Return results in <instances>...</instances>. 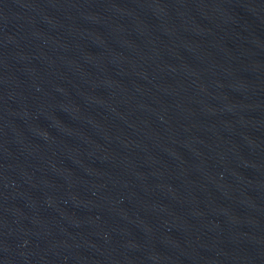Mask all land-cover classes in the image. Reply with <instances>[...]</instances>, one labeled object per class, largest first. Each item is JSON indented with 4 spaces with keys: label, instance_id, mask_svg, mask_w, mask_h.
<instances>
[{
    "label": "water",
    "instance_id": "obj_1",
    "mask_svg": "<svg viewBox=\"0 0 264 264\" xmlns=\"http://www.w3.org/2000/svg\"><path fill=\"white\" fill-rule=\"evenodd\" d=\"M0 264H264V0H0Z\"/></svg>",
    "mask_w": 264,
    "mask_h": 264
}]
</instances>
